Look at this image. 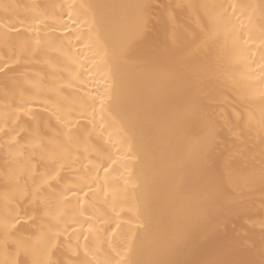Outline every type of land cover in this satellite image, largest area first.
<instances>
[{
  "label": "bare ground",
  "instance_id": "obj_1",
  "mask_svg": "<svg viewBox=\"0 0 264 264\" xmlns=\"http://www.w3.org/2000/svg\"><path fill=\"white\" fill-rule=\"evenodd\" d=\"M5 225L0 264H264V0H0Z\"/></svg>",
  "mask_w": 264,
  "mask_h": 264
},
{
  "label": "snow or ice",
  "instance_id": "obj_2",
  "mask_svg": "<svg viewBox=\"0 0 264 264\" xmlns=\"http://www.w3.org/2000/svg\"><path fill=\"white\" fill-rule=\"evenodd\" d=\"M142 7H146V6H142ZM221 8H222V6H221ZM223 15H224V11H222L218 16H216L214 18L210 17L208 23L215 26V24H217L219 22V20L222 18ZM146 32H147V25L144 24L143 30H138L136 38L133 39L132 41L126 42L120 46H116V45L111 44L109 41H105V44H107L109 46L111 51L109 52L106 49H102V51H103L104 55L116 56V57H120L122 59L134 58L136 55L137 45L146 39ZM187 114L189 116L197 117V118L203 119L205 121H208L209 122V128L210 129L212 128V125L210 122V117H207L203 113L198 112L194 105L190 106L188 108ZM214 143H215V138L213 135L210 134L208 137H206L202 141L200 151L202 153H210ZM201 163H203V160H201ZM105 170L107 171V169H105ZM206 210H207L208 214L211 215L212 201L210 198L208 199V204H207ZM14 236H15V233H10L8 231L7 225H5L4 230H3L2 239H0V244L7 246L9 243H12V244H15L18 248L24 247L25 242H23L20 239H13ZM204 238L210 239L211 234L210 233L206 234ZM179 239L182 240L183 237H180Z\"/></svg>",
  "mask_w": 264,
  "mask_h": 264
}]
</instances>
